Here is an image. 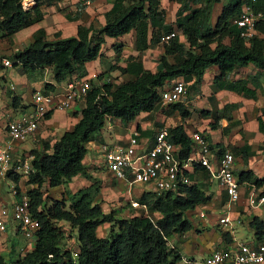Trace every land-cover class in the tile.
Returning a JSON list of instances; mask_svg holds the SVG:
<instances>
[{
  "label": "trees",
  "instance_id": "1",
  "mask_svg": "<svg viewBox=\"0 0 264 264\" xmlns=\"http://www.w3.org/2000/svg\"><path fill=\"white\" fill-rule=\"evenodd\" d=\"M175 1L179 7L171 24L164 22L162 11L158 10L159 0H112L111 8L104 14V24L99 29L81 27L77 37L60 39L55 34L51 40L46 38L42 29H38L27 47L7 56L6 59L14 67L18 66L20 71L50 67L53 80L60 82L72 74L83 77L84 63L100 55L105 37L117 38L133 30V47L136 51L148 48L161 34L171 33L173 27L184 40L181 42L174 35L168 45L163 46L160 69L156 72L142 71L139 66L132 81L116 86L109 83L90 85L84 98V107L79 112L80 117L72 129L63 132L51 145L43 141L28 151L32 157L30 165L33 172L25 181L26 195L29 198L30 215L37 220L39 228L35 232L31 249L17 257L13 263L7 264H178L180 261V253L175 247H169L167 241L172 235L183 234L191 228V223L184 216L185 212L208 203L209 196L204 194L197 183L188 187L183 196L168 192L142 193L135 202L144 205L145 209L122 218L117 217L118 210L103 212L97 202L101 183L91 178L82 164L85 144L102 128L106 117L126 123L139 112L150 111L158 103L156 88L171 79L181 77L184 82L192 80L191 87L196 89L203 71L214 65L218 69L212 83L214 90L226 89L242 97L255 99L257 87L251 80L242 79L223 84L221 78L247 64L264 69V0H227L213 26L209 24L211 7L219 0ZM20 2L0 1V40H8L20 29L42 19L40 6L44 0H33L34 6L25 10L21 8ZM197 3L201 6L192 8ZM243 4L249 5L254 13H260L262 17L255 26L257 34L248 42H244L232 24ZM225 40L227 43L224 44ZM121 47V43L112 45L116 56ZM167 57L171 58V63ZM130 66L127 63L126 68L119 70L125 72ZM45 88L52 89V86L45 84ZM11 99L14 107L16 96ZM168 106L176 110L182 119L188 116V112L179 103ZM260 110L264 112V106ZM199 113L208 115L204 110ZM50 115L51 112L45 118L48 119ZM216 122L214 114L210 128H215ZM257 125L258 130L264 134V122L259 117ZM167 138L174 144H180L178 156L186 158L192 141L182 126L167 129ZM212 147L209 146L210 149ZM214 148H219V145L216 144ZM217 150L219 154L221 148ZM243 157L245 161V154ZM200 170L204 171L202 167L193 165L189 179L194 181L193 173ZM75 176L88 184L74 192L64 190L59 199L47 198L45 190L64 187ZM7 178L12 182L17 181V176L10 172ZM236 178L238 183L249 182L255 188L263 181L254 177L250 171L239 172ZM59 221L74 231L75 247L60 245L63 232L61 226L57 225ZM103 224L107 225V231L103 237H98L96 230ZM249 226L258 239L264 229L263 223L253 217ZM221 238L227 240L228 233L222 232ZM188 260L193 261L191 258Z\"/></svg>",
  "mask_w": 264,
  "mask_h": 264
},
{
  "label": "crops",
  "instance_id": "2",
  "mask_svg": "<svg viewBox=\"0 0 264 264\" xmlns=\"http://www.w3.org/2000/svg\"><path fill=\"white\" fill-rule=\"evenodd\" d=\"M168 1L169 0H159L158 10L162 11L164 22L166 24H171L174 22L175 12L179 7V4L174 0L178 6L172 11L170 10L172 16V20H170L166 17L164 11V3ZM111 2L112 0H44V3L40 6V11L43 15L39 22L20 29L8 40H0V59H6L7 56L11 55L13 52L20 51L27 47L32 41L33 33L38 29L44 31L48 40H51L55 34H57L60 39L77 37L78 30L81 27H90L94 30L99 29L104 24V14L111 8ZM224 3L222 0H219L212 5L209 17V24L211 26L214 25ZM217 4H220V6L219 9L215 10V5ZM33 6V0H29L26 9L32 8ZM200 6L201 4L197 3L196 5H192V8H199ZM175 30L177 29L173 27L172 32L174 35H177L179 40L184 42L182 35L177 34ZM159 38L148 48L142 51H136L133 47V30L117 38L105 37V41L100 48V55L96 59L84 63L85 75L81 78H88L91 81V86H100L101 84L99 83L97 76L102 75L109 78V84L111 86H116L119 83L134 80L135 75L139 70V66L142 71H148L151 73L158 71L160 69V57L163 54V46L168 45L169 43L160 44ZM6 42L11 44L10 47L6 46ZM114 43H121L122 45L120 53L117 56L112 49ZM225 43L226 42H224V44ZM130 57L131 59H128ZM167 61L171 63V58L167 57ZM127 63L128 65H131L128 70L120 72V70L126 68ZM217 74L218 69L214 65L206 67L203 71L201 79L204 81L206 79L205 77L208 76L204 95L200 91V88L199 93L197 88L195 89L191 87L192 80L185 82L187 92H193L195 95L190 97V99H187L185 95L179 102H177L188 112V116L183 119L179 116L176 110L170 109L168 106L170 104L164 106L159 104V99L158 103L150 111L139 112L135 115L132 121L124 123L119 119L106 117L103 126L106 123L107 132L102 133L101 128L97 135L92 136L89 141H87L85 144L86 152L82 159V164L93 177L100 179L101 185L103 182H105L106 186L110 185L113 178L103 166V159L98 151V147L101 144H122L134 130L139 133V138L141 140L151 143L156 130L160 128H165L167 130L177 125H181L187 136L192 131H197L201 136L205 137L207 144L213 146L211 151L215 154H217V149L220 148L221 152L218 155L223 152L231 153L233 156L232 169L235 176L239 172L250 171L254 177L262 179V184L256 188L249 182L241 183L238 189V201L229 204L224 192L216 185L215 180L209 177V174L205 170L193 173V182L197 183L202 188L206 196H209L208 203L200 206L199 211H203L204 214L206 213L209 216H215L217 214L221 217L224 214H228L233 220V233L229 234L225 241L221 238V233L224 230H222V228L216 223V220L219 217L214 219V223H212L213 219L211 221L208 219L207 222L204 221L203 224L196 225L191 234H188L189 231L180 234V236H178L180 238L177 240L176 245H182L185 243L184 245L188 247L190 240L195 241L192 246L193 252H190L187 255H182L176 245L172 244V247H175L183 257L191 258L193 260H195L193 258V254L196 252L195 248H198L200 245V243L197 244L196 241H198V237L202 235V233L209 234L212 237L213 242L211 248L204 255L206 256L213 249L225 248L234 240L241 242L253 241V231L249 226V222L253 217H256L261 221L264 226V209L251 208L246 203L247 197L251 194L264 192V134L258 130L257 125L258 117L264 122V117L259 115L262 106L257 104V92L260 91L259 89L262 87L261 83L264 82L262 77L264 76V69H259L251 64H247L244 67L233 69L221 78V83L224 82L223 84L233 83L242 79L251 80L253 85H256L257 87L255 89V99L242 97L240 94L226 89L214 90L212 83ZM242 74H245V76H242ZM78 78L77 74H72L60 82H55L50 67H45L43 70L34 69L24 72L22 70L20 71L19 67H3L0 64V125L2 127L0 137L3 136L4 121L8 117H17L22 112L29 110V101L34 92L46 90L47 92L54 94L55 98L59 101L62 98V92L66 83ZM169 81H166L162 86L157 87L156 92L158 93L161 89L165 88ZM45 84H51L52 89L45 88ZM11 86L13 87L12 91H10ZM247 86L249 88L251 87L249 83ZM228 92L235 93V95ZM13 96H16V105L14 107H12L11 102ZM222 96H225L228 99L225 98L223 101H220L219 99ZM198 102H207L206 110L208 112V117L206 119H196L191 117V106H196ZM250 103L256 104L251 106V109L248 112ZM224 106H226L225 109H223ZM83 107L84 102L76 101L69 109H57L52 111L48 119L44 118L40 122L38 129L30 138L15 145V155H19L21 154V151H25L23 149L38 147L36 144L38 141L47 142L49 145L54 143L63 132L72 129L73 125L79 119V112ZM241 109H246L245 112L247 113V116L244 111L239 112ZM214 114L217 118V122L215 123L216 127L210 128V118ZM247 120H249V122ZM59 130H62V132H59ZM209 130L219 131L220 138L218 143L210 142L206 133V131ZM214 144H218L219 148H214ZM238 148H241V151H238ZM243 154L246 156L245 161ZM75 181H79V187L83 186L81 184H84L85 182L84 179L75 176L66 184V186L59 187L58 194L62 193L64 190H69L71 192L77 190L78 188L73 187ZM114 181L117 180L114 179ZM123 184L125 185L124 182ZM139 186L141 187L142 185ZM3 187H6L8 193L5 199H3L1 195ZM8 190V182L5 180L0 181V200L7 205L13 202V198ZM103 196V193L100 194L98 199H102ZM98 204L101 207V204ZM213 224L218 227L216 229L212 228ZM242 230H244V234L239 236V232L241 233ZM3 234L7 235L6 237L0 233V237H3V239L7 238L12 240L13 237H15L9 229ZM23 243L24 242H22V245ZM22 245L20 244V247H22Z\"/></svg>",
  "mask_w": 264,
  "mask_h": 264
},
{
  "label": "built area",
  "instance_id": "3",
  "mask_svg": "<svg viewBox=\"0 0 264 264\" xmlns=\"http://www.w3.org/2000/svg\"><path fill=\"white\" fill-rule=\"evenodd\" d=\"M28 4L29 0H21L22 9H26ZM260 18V13L255 14L249 5L243 4L232 24L238 29L239 36L248 41L256 35L255 25ZM173 36V32L161 35L159 43L167 44ZM0 64L3 67H11L7 59H0ZM98 80L100 84L110 82L106 76H101ZM89 88L88 78L74 79L66 83L59 101L51 92L36 91L31 95L29 110L6 120L3 136L0 137V180L8 179L7 173L10 172L11 175L17 176L19 184L16 186L8 181L13 202L7 205L0 200L1 234L6 233L12 226L30 246L39 228L37 220L29 213V198L23 184L27 176L33 172L30 165L31 157L14 156L15 145L32 135L49 111L69 109L76 101L84 102ZM10 90H13L12 86ZM185 94L186 84L182 78L170 80L167 86L157 93L159 104L163 106L179 102ZM188 136L192 144L186 158H179L180 144L168 140L165 128L155 131L151 143L141 140L139 133L134 130L124 143H103L98 147V151L103 159V166L112 178L124 182L128 189L133 185H142L155 194L168 192L183 196L185 189L192 183L188 174H191L193 165H198L215 179L229 204L237 202L239 185L232 172V154L223 152L216 155L197 131H192ZM246 203L251 208L264 209V194H251L247 197ZM130 206L145 209L144 205L133 201ZM198 218H204L203 211H199ZM216 223L225 228L222 230L228 234L233 233L232 220L228 214L219 217ZM183 262L188 263L186 260ZM263 263L264 231L257 240L251 242L234 240L225 248L214 249L197 264Z\"/></svg>",
  "mask_w": 264,
  "mask_h": 264
},
{
  "label": "rangeland",
  "instance_id": "4",
  "mask_svg": "<svg viewBox=\"0 0 264 264\" xmlns=\"http://www.w3.org/2000/svg\"><path fill=\"white\" fill-rule=\"evenodd\" d=\"M222 2L226 3L227 0H222ZM176 6H178V5H176V2L174 0H169L168 2L164 3V7H165L164 11H165V15L168 19L172 20L170 10L172 11ZM215 6H216L215 10H217V9H219L220 4H217ZM175 31L177 34H180L179 31H177V30H175ZM225 42L227 43V40H225ZM10 45H11L10 43L6 42L7 47L8 46L10 47ZM242 76H245V74H242ZM262 77L264 79V76H262ZM205 78L206 79L204 81L201 79L202 82H200V84H198L196 87L198 92H199V88H200V91L202 92L203 95L205 93L204 89L207 86L208 76H206ZM261 85H262L261 90L259 92H257V104L259 106H264L263 105L264 104L263 103V100H264V82H262ZM228 93H230V92H228ZM230 94L235 95V93H230ZM185 95H186L187 99H190V97H192L195 94H193V92H189V91L187 92V90H186ZM225 98H227V97L222 96V97H220L219 100L223 101ZM255 104L256 103H250L249 108H248V112L251 109V106H254ZM206 106H207V102H204V103L198 102V104H196V106L195 105L191 106V109H190V113L192 114L191 117L196 118V119H206L208 117V115L203 116L199 113L202 110L207 111ZM244 108H245V106H244ZM245 110L246 109H241L239 112L244 111L245 115L247 116V113L245 112ZM259 115L264 117V112H262V113L260 112ZM210 121L212 122V117L210 118ZM247 121L249 122V120H247ZM1 128L2 127L0 125V131H1ZM101 131H102V133L107 132L106 123L102 127ZM59 132H62V130L61 131L59 130ZM98 132L94 133V135H97ZM206 133L208 135L210 142H213V143L219 142V138H220L219 131L217 132L215 130H209V131H206ZM36 144L39 146L41 144V141L36 142ZM214 145H216V144H214ZM32 149H35V148H32ZM32 149H23L25 151H21L22 156L29 155L28 151H30ZM90 176H91V178H93V179L95 178L96 180L100 181L99 178L93 177L91 174H90ZM81 181H83V180H81ZM78 182L79 181H77V182L75 181L73 187H76V188L82 187V186L79 187ZM100 183H101V181H100ZM86 184H88L87 181H85L84 184H81V185L85 186ZM59 187L60 186L50 188L49 192L45 190V192L47 194L46 195L47 198L59 199L61 197V193L58 194ZM2 189L3 190H2L1 195H2L3 199H5L6 195H8V193H7L6 187H3ZM5 191H6V193H5ZM145 192H149L148 187H143V186L140 187L139 185H133L132 187H130L128 189L127 186L124 185L122 181H119V180L114 181V179H113V180H111V184L107 185V186H106L105 182H103V184L100 187L99 195L103 193L104 196L102 197V199L99 198L97 202L101 204V209L103 210V212L107 213L110 210H114V211L118 210L117 217H122V218L123 217H129L131 214L135 213L138 209V208L131 207L130 203L132 201H136L137 198L142 193H145ZM138 212H140V211H138ZM198 213H199V209H198V207H196L193 210L186 212V214H185V217L191 223V228L188 230L189 231L188 234H191L192 230L194 231V228L196 225L203 224L204 221L207 222L208 219L210 221L213 219L212 223H214V219H217L219 217L217 214L215 216H212V215L209 216L208 214L205 213L204 218H198ZM57 225L61 226L62 232H63L62 233L63 237L60 240V245L62 247H66V248L75 247V233H74V231L69 230L67 224L64 222L59 221V222H57ZM212 226H213L212 228H215V229L218 227L215 224H213ZM220 228L225 229L222 226ZM106 231H107V225L103 224L97 228L96 234L98 237H103L105 235ZM243 234H244V230H242L241 233L239 232V236H242ZM1 235H5V234H1ZM5 236L7 237V235H5ZM178 236H180V234L172 235L168 239V244L170 246H172V244L176 245L177 240L180 238ZM189 237L191 238L190 235H189ZM24 241L25 240L23 239V237L19 234L18 235L16 234V236L13 237L12 240H9L7 238L3 239V237H0V259L3 262L2 264L13 263L17 257L21 256L20 250L25 249V246L20 247V244L22 245V242H24ZM194 243H195V241L190 240V244H188V247H186V245H184L185 243L182 245L177 244L176 246L179 248V252L182 255H185V254L187 255L188 253L193 252L192 246L194 245ZM196 243L197 244L200 243V245L198 246V248H195L196 252H194L193 258L196 261H199L207 253V251L211 248V246L213 244L212 237L209 234L202 233V235H200L198 237V241H196ZM19 247H20V249H18ZM178 264H180V263H178Z\"/></svg>",
  "mask_w": 264,
  "mask_h": 264
},
{
  "label": "clouds",
  "instance_id": "5",
  "mask_svg": "<svg viewBox=\"0 0 264 264\" xmlns=\"http://www.w3.org/2000/svg\"><path fill=\"white\" fill-rule=\"evenodd\" d=\"M20 4H21V2H20ZM21 8H22V7H21ZM23 10H25V9H23ZM252 11H253V10H252ZM238 13H239V12H238ZM255 14H256V13H255ZM237 15H238V14H237ZM261 18H262V17H261ZM261 18H260V19H261ZM256 23H257V22H256ZM255 26H256V25H255ZM255 30H256V28H255ZM256 34H257V33H256ZM253 37H254V36H253ZM248 41H249V40H248ZM248 41L244 40V42H248ZM15 52H17V51H15ZM8 61H9V60H8ZM9 62H10V61H9ZM10 63H11V62H10ZM1 66H2V65H1ZM11 66H13L12 63H11ZM15 67H18V66H15ZM178 78H181V77H178ZM171 80H172V79H171ZM101 85H102V84H101ZM10 91H11V90H10ZM40 92H44V93H46L47 91L41 90ZM176 103H177V102H176ZM171 104H173V103H171ZM53 111H54V110H53ZM24 112H26V111H24ZM50 112H52V111H49L48 113H50ZM22 113H23V112H22ZM48 113H46V114H48ZM46 114H45V115H46ZM45 115H44V118H45ZM18 116H19V115H18ZM8 118H10V117H8ZM8 118H7V119H8ZM11 118H14V117H11ZM7 119H6V120H7ZM6 120L4 121V125H5ZM39 125H40V124H39ZM39 125H38V127H39ZM38 127H37V129H38ZM37 129H36V130H37ZM3 131H4V126H3ZM35 132H36V131H34V133H35ZM34 133H33V134H34ZM33 134H32V135H33ZM32 135H30L28 138H30ZM28 138H27V139H28ZM27 139H26V140H27ZM18 144H20V143H18ZM208 147H209V145H208ZM209 149H210V148H209ZM210 150H211V149H210ZM216 155H218V154H216ZM14 156H21V157H27V156H30V157H31V155H27V156H22V154L15 155V150H14ZM31 158H32V157H31ZM232 172H233V170H232ZM191 173H192V172H191ZM188 175H190V174H188ZM233 175H234V174H233ZM14 176H16V175H14ZM234 176H235V175H234ZM209 177H210V176H209ZM210 178H211V177H210ZM235 178H236V176H235ZM4 180L7 181V182L10 181V180H8V179H4ZM4 180H3V181H4ZM190 180L192 181V179H190ZM214 180H215V179H214ZM0 181H2V180H0ZM25 181H26V180H25ZM25 181H23V184H24L25 187H27V185H25ZM236 181H237V178H236ZM11 182H12V181H11ZM12 183H14V184L17 186V185H18V178H17V181H16V182H12ZM193 183H194V182L192 181L191 185H192ZM215 183H216V185L218 186V184H217L216 181H215ZM237 183H238V182H237ZM191 185H190V186H191ZM238 185H240V183H238ZM190 186H188V187H190ZM188 187H187V188H188ZM218 187H219V186H218ZM187 188H186V189H187ZM219 188H220V187H219ZM8 189H9V183H8ZM26 189H27V188H26ZM186 189H185V190H186ZM220 189H221V188H220ZM221 190H222V189H221ZM222 191H223V190H222ZM8 192L10 193L9 190H8ZM223 192H224V191H223ZM184 193H185V192H184ZM238 193H239V191H238ZM224 194H225V193H224ZM259 194H262V192L259 193ZM263 194H264V193H263ZM10 195H11V194H10ZM183 195H184V194H183ZM133 202H135V201H133ZM200 206H203V205H200ZM200 206L198 205V206H196V207H198V209H199ZM196 207H195V208H196ZM193 209H194V208H193ZM193 209H191V210H193ZM137 210H139V209H137ZM191 210H189V211H191ZM187 212H188V211H187ZM29 213H30V212H29ZM185 213H186V212H185ZM184 216H185V215H184ZM185 218H186V217H185ZM186 219H187V218H186ZM230 219H231V218H230ZM187 220H188V219H187ZM231 220H232V219H231ZM188 221H189V220H188ZM232 221H233V220H232ZM189 222H190V221H189ZM220 227H221V226H220ZM9 230L12 232V235H13V236H16L17 233L15 232V230L13 229L12 226L9 227ZM263 231H264V229H263ZM263 231H262V232H263ZM223 232H225V231H223ZM227 233H228V232H227ZM17 235H18V234H17ZM228 235H229V234H228ZM253 237H254V235H253ZM254 239H256V237H254ZM256 240H257V239H256ZM33 242H34V240L32 241L31 245L28 246V245H27V242L24 241V244H23L22 246H25V249H21V250H20V251H21V256L24 255L27 251H29V250L31 249V247H32V245H33ZM26 245H27V246H26ZM167 245H168L169 247H172V246H170V245L168 244V241H167ZM28 247H29V248H28ZM19 249H20V248H19ZM213 250H214V249H213ZM207 255H208V254H207ZM204 257H205V256H204ZM188 259H189V258H185V257H183V256L180 254V261H179L178 263H180V264H189V263H191V264H197L202 258H201L199 261H195V260H193V259H192L193 261H191V260H188ZM183 260H186L188 263H184ZM263 264H264V263H263Z\"/></svg>",
  "mask_w": 264,
  "mask_h": 264
}]
</instances>
